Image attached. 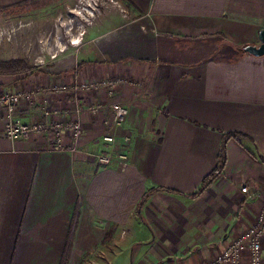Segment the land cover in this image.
Returning a JSON list of instances; mask_svg holds the SVG:
<instances>
[{
  "label": "crops",
  "instance_id": "crops-1",
  "mask_svg": "<svg viewBox=\"0 0 264 264\" xmlns=\"http://www.w3.org/2000/svg\"><path fill=\"white\" fill-rule=\"evenodd\" d=\"M121 1L126 13L111 8L76 58L0 75V92H22L23 121L83 125L71 152L50 132L9 138L0 119V264H118L126 252L131 264H206L256 221L264 54L244 47L261 44L264 0ZM109 77L111 89L48 91ZM113 102L129 114L106 142ZM233 132L221 175L194 197ZM104 152L127 157L100 165Z\"/></svg>",
  "mask_w": 264,
  "mask_h": 264
},
{
  "label": "rangeland",
  "instance_id": "rangeland-1",
  "mask_svg": "<svg viewBox=\"0 0 264 264\" xmlns=\"http://www.w3.org/2000/svg\"><path fill=\"white\" fill-rule=\"evenodd\" d=\"M15 5L0 12V60L20 58L34 68L40 67L41 59L48 66L57 59L76 58L92 28L111 8L126 13L121 0H37ZM75 37L80 43L71 45L69 40ZM55 54L58 57L52 59ZM131 261L126 252L118 264Z\"/></svg>",
  "mask_w": 264,
  "mask_h": 264
},
{
  "label": "built area",
  "instance_id": "built-area-1",
  "mask_svg": "<svg viewBox=\"0 0 264 264\" xmlns=\"http://www.w3.org/2000/svg\"><path fill=\"white\" fill-rule=\"evenodd\" d=\"M98 5V4H97ZM96 10V9H94ZM71 45L74 44V38L70 40ZM64 51V50H61ZM58 54H55L52 59L57 58ZM45 60L41 59L37 65L42 67L45 65ZM116 78H104L100 80H89L82 84H63L58 83L51 86L49 92H65L73 91L78 93L80 90H97L101 87L111 89L114 83L117 82ZM42 88H37L34 91H39ZM33 91V92H34ZM112 92V91H111ZM21 91L5 90L0 92V109H3V113L0 114V119H4V134L9 138H27L33 134H43L50 132L54 134V148L58 150H69L75 152L78 150V141L83 132V125L80 121H67L57 120L54 122L40 121L34 123H28L22 120L17 114L18 104L22 97ZM112 109V116L105 121L108 128V132L103 136L106 142H113L115 136L111 133L113 129L121 126L128 114L129 109L122 103L113 102L110 105ZM106 107L104 104H96L90 106L88 109L91 112H97L100 109ZM80 111V110H79ZM69 132L71 135L72 143L65 145L62 141V134ZM100 165H109L113 159L118 156L121 158L127 157L124 154H114L113 152H104L95 154ZM243 192H247V186L242 188ZM263 239H264V190L261 193V206L257 213L256 221L246 228L241 234L232 242L228 243L217 256L206 264H245L247 259L248 264H263ZM87 264H101L99 259H92Z\"/></svg>",
  "mask_w": 264,
  "mask_h": 264
},
{
  "label": "trees",
  "instance_id": "trees-1",
  "mask_svg": "<svg viewBox=\"0 0 264 264\" xmlns=\"http://www.w3.org/2000/svg\"><path fill=\"white\" fill-rule=\"evenodd\" d=\"M29 1L34 2L37 0H26V1L18 3L15 6L24 5L26 3H29ZM10 9H11V6L2 7L0 8V12L9 11ZM33 69H35L34 66H32L27 60H24V59L18 58V59L0 60V75H18V74L27 73ZM240 136H243V135L237 132H233V133H228L223 137L217 167L212 173L206 176V178L203 180L201 184V188L199 189L198 192L194 194V197L199 195L204 189H206L213 181H215L221 175V172L226 164L227 141L231 137H240Z\"/></svg>",
  "mask_w": 264,
  "mask_h": 264
},
{
  "label": "water",
  "instance_id": "water-1",
  "mask_svg": "<svg viewBox=\"0 0 264 264\" xmlns=\"http://www.w3.org/2000/svg\"><path fill=\"white\" fill-rule=\"evenodd\" d=\"M261 44L260 45H247L244 47V51L250 52L254 55L264 54V29L260 33Z\"/></svg>",
  "mask_w": 264,
  "mask_h": 264
},
{
  "label": "bare ground",
  "instance_id": "bare-ground-1",
  "mask_svg": "<svg viewBox=\"0 0 264 264\" xmlns=\"http://www.w3.org/2000/svg\"><path fill=\"white\" fill-rule=\"evenodd\" d=\"M74 44H78L80 42V40L77 39V37H75V41H73Z\"/></svg>",
  "mask_w": 264,
  "mask_h": 264
}]
</instances>
